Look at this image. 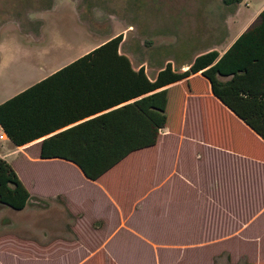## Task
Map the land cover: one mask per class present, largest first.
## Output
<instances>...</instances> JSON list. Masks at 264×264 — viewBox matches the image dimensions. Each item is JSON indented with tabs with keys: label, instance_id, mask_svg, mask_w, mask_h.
Listing matches in <instances>:
<instances>
[{
	"label": "crops",
	"instance_id": "1",
	"mask_svg": "<svg viewBox=\"0 0 264 264\" xmlns=\"http://www.w3.org/2000/svg\"><path fill=\"white\" fill-rule=\"evenodd\" d=\"M262 9L264 3L229 43L194 58L209 51L221 56ZM193 59L176 70L184 71ZM61 67L20 86L0 104ZM194 83L200 87L188 86ZM174 87L172 102H162L154 145L129 153L94 181L66 161L38 159L43 138L14 147L0 129V144L11 148L0 159L23 154L27 164H46L58 172L45 182L46 190L31 185L34 191L16 172L30 196L23 211L62 217L50 230L0 221V250L13 239L34 249L37 262L45 256L65 262L72 254L73 264H126L145 253L146 264L264 263V142L217 101L200 72L162 91ZM31 148L35 155L25 153ZM8 229L24 233H2ZM130 239L138 241L136 246Z\"/></svg>",
	"mask_w": 264,
	"mask_h": 264
},
{
	"label": "trees",
	"instance_id": "2",
	"mask_svg": "<svg viewBox=\"0 0 264 264\" xmlns=\"http://www.w3.org/2000/svg\"><path fill=\"white\" fill-rule=\"evenodd\" d=\"M220 1L233 7L240 0ZM120 42L121 34L106 40L2 102L0 129L10 144L20 147L43 138L38 159L66 161L94 181L129 153L154 145L166 102L162 88L197 72L217 101L264 142V9L221 56L199 54L184 71L166 63L149 78L119 52ZM29 199L0 159V206L21 211Z\"/></svg>",
	"mask_w": 264,
	"mask_h": 264
},
{
	"label": "rangeland",
	"instance_id": "3",
	"mask_svg": "<svg viewBox=\"0 0 264 264\" xmlns=\"http://www.w3.org/2000/svg\"><path fill=\"white\" fill-rule=\"evenodd\" d=\"M263 3L264 0H240L233 7H225L220 0H0V101L20 86L120 34L119 52L133 69L142 68L149 78L166 63L176 70L197 53L229 43ZM188 86L200 87L196 83ZM163 95L170 104L177 89ZM9 150L8 145L0 144V154ZM35 152L36 148H31L25 153L32 156ZM22 155L8 156L6 162L31 191V185L33 189L46 190L45 182L58 172L46 164H27ZM61 218L52 211L33 213L0 206L3 223L50 230L56 229L52 224L61 225ZM2 233L24 232L8 229ZM128 241L135 246L138 242ZM120 245H116L118 250ZM1 248L0 264H73L77 258L71 254L60 262L45 256L37 262L34 249L20 247L13 239ZM134 255L125 263L146 264L145 253Z\"/></svg>",
	"mask_w": 264,
	"mask_h": 264
}]
</instances>
